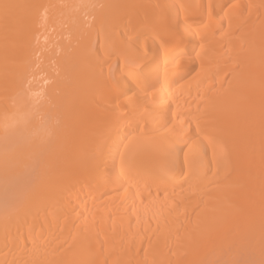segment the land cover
Listing matches in <instances>:
<instances>
[{
    "label": "bare ground",
    "instance_id": "6f19581e",
    "mask_svg": "<svg viewBox=\"0 0 264 264\" xmlns=\"http://www.w3.org/2000/svg\"><path fill=\"white\" fill-rule=\"evenodd\" d=\"M0 264H264V0H0Z\"/></svg>",
    "mask_w": 264,
    "mask_h": 264
}]
</instances>
